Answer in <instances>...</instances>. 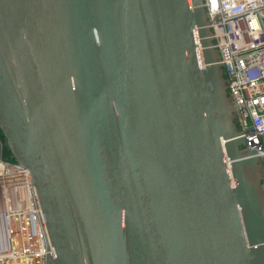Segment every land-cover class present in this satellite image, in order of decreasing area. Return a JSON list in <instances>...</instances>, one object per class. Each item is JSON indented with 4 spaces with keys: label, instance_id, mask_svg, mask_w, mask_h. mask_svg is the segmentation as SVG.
I'll use <instances>...</instances> for the list:
<instances>
[{
    "label": "water",
    "instance_id": "1",
    "mask_svg": "<svg viewBox=\"0 0 264 264\" xmlns=\"http://www.w3.org/2000/svg\"><path fill=\"white\" fill-rule=\"evenodd\" d=\"M209 30L203 0H0V130L46 264H264V163Z\"/></svg>",
    "mask_w": 264,
    "mask_h": 264
},
{
    "label": "built area",
    "instance_id": "2",
    "mask_svg": "<svg viewBox=\"0 0 264 264\" xmlns=\"http://www.w3.org/2000/svg\"><path fill=\"white\" fill-rule=\"evenodd\" d=\"M203 6L238 134L264 163V0H203ZM4 144L0 134V264H46L52 251L35 187L27 167L3 157Z\"/></svg>",
    "mask_w": 264,
    "mask_h": 264
},
{
    "label": "trees",
    "instance_id": "3",
    "mask_svg": "<svg viewBox=\"0 0 264 264\" xmlns=\"http://www.w3.org/2000/svg\"><path fill=\"white\" fill-rule=\"evenodd\" d=\"M0 134L3 136L2 134V131L0 130ZM3 157L6 158V159H10V160H14L15 159L11 156L10 152H9V149L7 148L6 144H4L3 146Z\"/></svg>",
    "mask_w": 264,
    "mask_h": 264
},
{
    "label": "rangeland",
    "instance_id": "4",
    "mask_svg": "<svg viewBox=\"0 0 264 264\" xmlns=\"http://www.w3.org/2000/svg\"><path fill=\"white\" fill-rule=\"evenodd\" d=\"M259 179H260L259 184H260V187L262 188L261 193L263 196L264 195V167H263V176L260 175Z\"/></svg>",
    "mask_w": 264,
    "mask_h": 264
}]
</instances>
